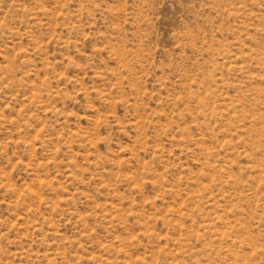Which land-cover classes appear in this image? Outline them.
I'll list each match as a JSON object with an SVG mask.
<instances>
[{"label": "rangeland", "instance_id": "1", "mask_svg": "<svg viewBox=\"0 0 264 264\" xmlns=\"http://www.w3.org/2000/svg\"><path fill=\"white\" fill-rule=\"evenodd\" d=\"M0 264H264V0H0Z\"/></svg>", "mask_w": 264, "mask_h": 264}]
</instances>
